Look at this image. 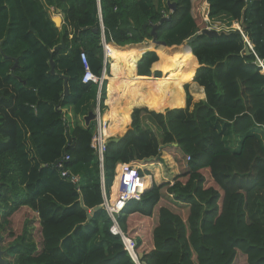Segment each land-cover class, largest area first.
Instances as JSON below:
<instances>
[{
    "label": "trees",
    "instance_id": "obj_1",
    "mask_svg": "<svg viewBox=\"0 0 264 264\" xmlns=\"http://www.w3.org/2000/svg\"><path fill=\"white\" fill-rule=\"evenodd\" d=\"M204 3L208 23H220L219 36H199L190 50L169 53L209 28ZM53 15L61 16L60 28ZM102 36L107 58L115 45H136L121 58L139 81L124 80L109 58L100 90L82 83V53L93 75L109 73ZM153 39L167 47L138 45ZM257 60L264 68V0H0V231L24 210L35 214L41 235L37 247L23 226L0 249L2 258L135 264L110 232L101 184L109 194L118 164L160 161L166 153L182 163L178 175L154 183L116 218L140 261L233 264L242 254L239 263L264 264V72ZM189 82L199 102L192 104L184 87L183 108ZM105 100L108 127L126 124L133 107L151 110L132 111L131 130L106 146L101 170L91 147L96 123L85 117L97 103L103 114ZM164 195L187 208L185 219L162 204Z\"/></svg>",
    "mask_w": 264,
    "mask_h": 264
},
{
    "label": "built area",
    "instance_id": "obj_2",
    "mask_svg": "<svg viewBox=\"0 0 264 264\" xmlns=\"http://www.w3.org/2000/svg\"><path fill=\"white\" fill-rule=\"evenodd\" d=\"M204 16V15H203ZM208 11L207 15L204 16L205 20H208ZM238 28V27H237ZM103 30V27L101 28ZM209 29V28H208ZM102 48H103V57L105 60V63L109 60L106 58L105 53V47L106 42L104 40V37L102 36ZM81 61L84 65V75L82 78V83H92L98 86L99 90L103 83V75H105V70L102 73L103 75L101 77H96L93 75L88 67V64L86 62V56L84 53L80 55ZM263 68V65L260 66ZM264 72V68H263ZM94 121L96 123V134L91 140V147L94 149V152L97 156V160L99 161L101 170L103 167V160H104V153L106 149V141L109 139V135L106 133L108 122L104 121L103 114H101V110L99 107V103H97L96 108L94 110ZM68 158H64V160H67ZM59 168H62L61 164H58ZM134 167L130 164H119L117 165V178H119V184H118V190L116 193H112L111 189L109 191V194L106 193L104 183L102 181L101 188H102V205L106 210V213L108 217L111 220V227L110 232L113 235H119L122 238V243L124 246V249L127 251L129 256L131 257L132 261L135 264H143L140 259L138 258V255L135 252V248L137 246V243L129 238H126L117 222V216L119 213L125 208V206L131 202V201H139L146 190V186L144 183V177H140L137 173V169H133ZM141 170V168H139ZM142 171V170H141ZM62 175H66V173H62ZM75 179V178H73Z\"/></svg>",
    "mask_w": 264,
    "mask_h": 264
},
{
    "label": "rangeland",
    "instance_id": "obj_3",
    "mask_svg": "<svg viewBox=\"0 0 264 264\" xmlns=\"http://www.w3.org/2000/svg\"><path fill=\"white\" fill-rule=\"evenodd\" d=\"M207 6V7H206ZM202 8H200L201 9V12H202V15H204V16H206L207 15V11H208V5L206 4V3H204L202 6H201ZM206 13V14H205ZM54 14V13H53ZM56 15H53V17H55ZM207 23V26H209V29H213V30H217V29H219L220 28V23H218V22H215L214 24H210V23H208V20H205ZM237 26L235 25V28H236ZM208 29V28H207ZM138 45H151V41H145L144 43H142V44H138ZM133 46H136V45H133ZM182 46H186L185 44H183ZM157 47V46H156ZM185 49V48H184ZM183 49V50H184ZM147 51H149V50H147ZM151 51V50H150ZM145 53V52H144ZM144 53H142L141 54V56H140V58L142 57V55L144 54ZM110 54H112V51L110 52ZM124 54H122V56H123ZM118 57V59L116 60V61H113L114 62V64L116 65V67H117V69H118V72L119 73H122V71H124V67H123V60H122V58H120L119 56H117ZM111 60H113L112 58H111ZM195 61H196V58H195ZM110 60H109V62L107 61V64H109V73L108 74H106V71H105V75H103V81L104 80H106V82L108 81V79H107V77H109L110 76ZM196 64H197V67H198V63H197V61H196ZM136 67H137V64H136ZM135 67V74L137 75V68ZM152 68V67H151ZM153 69V68H152ZM196 70H197V68H196ZM196 70H195V72H196ZM104 72V71H103ZM192 84L193 83H191V82H189L188 84L187 83H185L183 86H182V91L184 92V98H185V90H184V87H188V93L191 95V92H192V89H191V86H192ZM107 86V85H106ZM204 92V91H203ZM192 96V104H195V103H197V102H199V101H197L196 99H194V97H193V95H191ZM204 96H205V94H204ZM106 98H107V88H106ZM204 99H205V97H203ZM203 99V100H204ZM201 101V100H200ZM104 104H105V102H104ZM184 104H185V102L183 101V108H184ZM148 106L149 105H145V107L146 108H148ZM162 111L164 110H169V109H161ZM150 111V110H149ZM92 113L94 114V111H92ZM104 113H107L106 112V110H105V112ZM124 129H125V127H124ZM127 129H125L124 131H119L118 132V134L114 131V133H111V134H114V135H112L110 138H112V137H117L118 135H123L124 133H125V131H126ZM235 149H237L238 148V145L236 144L235 145V147H234ZM167 154L166 153H163L162 155H161V160L159 161H156V160H150L149 162H153L152 163V165H151V168H152V166L153 165H155L156 166V170H158V172H160V173H163L164 174V176L167 178V181L166 182H171L172 181V179L176 176V175H178V173H179V170L177 169V167H181L182 166V163L181 164H179V162H177V161H175L174 162V160L173 161H170L171 163H169V161H168V159H166L167 158ZM165 159L167 160V163H165L166 161H165ZM154 161H156V162H154ZM143 162V161H142ZM149 162H147V163H149ZM134 163H136V162H134ZM140 164H141V161L139 162ZM116 170H118L117 168H116ZM116 170H115V177L117 176V172H116ZM152 170V169H151ZM156 170H154V173L156 172ZM160 170V171H159ZM173 171L174 172H176L174 175H172V173H173ZM157 173V172H156ZM145 174V173H144ZM147 174V173H146ZM115 177H114V179H115ZM164 183V182H163ZM114 186H115V184H114ZM114 186L112 187V189H111V191H112V193H114L113 192V188H114ZM117 190H118V188H117ZM162 204L164 205V206H166V207H170L171 209H174V211L175 212H177V213H179V215L183 218V219H185L186 218V215H187V208L186 207H177L176 205H174V202L172 201V199L171 198H169L167 195H164V198H163V201H162ZM0 219H1V217H0ZM12 220H14L15 222L14 223H12L11 225H12V227L11 226H8V224L7 225H5V227H4V229L2 230V231H0V234H1V236L3 237V241H2V243L0 244V249L1 250H3V251H5V249L4 248H6L7 246V244H10V243H12L14 240H15V238L18 236V235H20L21 234V231H22V227L23 226H25L26 225V230L28 231V235H30V240H32V241H34L35 242V244L37 245V247H40V244H41V235H40V228H39V224H38V221H37V219H36V216H35V214H33V213H31L30 211H24V210H20L19 212H17L16 214H14L13 216H12V219H11V221ZM1 221V220H0ZM28 221H32V225H31V223H29ZM27 222V223H26ZM32 227V228H31ZM135 231H139L140 233V236H142L143 238L144 237H147V233L146 232H144V230L143 229H141V230H134L133 232H135ZM10 232H12L11 233V235H9L10 234ZM28 240V242H30V240L29 239H27ZM241 254V253H240ZM242 255V254H241ZM241 255H238V256H236V258H235V261H234V263L233 264H239V262H240V260L239 259H241V258H243V256H241ZM5 259L9 262V261H11V263L13 262V260L12 259H10L6 254H5Z\"/></svg>",
    "mask_w": 264,
    "mask_h": 264
},
{
    "label": "crops",
    "instance_id": "obj_4",
    "mask_svg": "<svg viewBox=\"0 0 264 264\" xmlns=\"http://www.w3.org/2000/svg\"><path fill=\"white\" fill-rule=\"evenodd\" d=\"M62 23H63V20H62ZM61 23V24H62ZM111 44H113V43H111ZM113 45H115V44H113ZM116 47H118V48H123V47H119V46H117V45H115ZM130 46H133V45H130ZM125 47H127V46H125ZM129 51V50H128ZM146 52V51H145ZM105 53H106V56H107V52H106V47H105ZM144 53V52H143ZM117 56H119L120 58H121V53H120V51H118L117 50V48L112 52V54H110L109 53V58L111 59H113V61H116L117 59H118V57ZM107 58V57H106ZM109 58H107L108 60H110ZM132 58H134V57H132ZM139 60H140V58H139ZM197 61V60H196ZM198 63V62H197ZM111 64V63H110ZM137 64V63H136ZM123 67H124V71H122V73H120V76L121 77H123V79L124 80H126V81H128V82H133V81H139L140 79H137V78H135L134 76H132V70L130 69V67H129V63H128V61L127 62H123ZM198 67H199V65H198ZM198 67H197V69H198ZM151 71L153 72V70H152V68H151ZM195 75V74H194ZM122 97H123V99L125 100V95H122ZM205 97V96H204ZM107 98H108V93H107ZM106 98V99H107ZM204 98H202V99H200V100H203ZM197 101H199V100H197ZM184 102H185V98H184ZM105 105H106V112L107 113H104L105 115H106V118H107V120H105V121H107V122H109V119H110V114H111V108H110V105H109V103L107 104V101L105 100ZM184 107H185V104H184ZM121 107L119 106L118 107V109H120ZM134 108L135 107H133V109L132 110H134ZM136 109V108H135ZM138 109H141V108H138ZM148 109H150L151 110V107H148ZM132 110L130 111V114H129V116L127 117V121H126V124H124V125H120L119 123L117 124V123H114V122H112V123H110V125H109V127H107V128H110L108 131H109V133H107L108 135H109V137H111L112 135H114V134H111V133H114V131L118 134V132L121 130V131H124L125 129H127V127L128 126H130V123H131V118H130V116H131V113H132ZM164 112V111H163ZM163 112H160V113H163ZM120 114L118 113V116H119ZM109 124V123H108ZM124 127H125V129H124ZM126 134V131H125V133L123 134V135H118V136H124ZM117 136V137H118ZM166 159H168V161H169V163H171L170 161H173L172 160V158L170 157V156H167V158ZM165 159V163H167V160ZM157 161V160H156ZM156 161H154V162H156ZM147 162H149V160H147ZM152 163L153 162H149V163H142V164H140V163H134V162H132L131 163V165L135 168H141L142 170H143V172H145V173H147V174H149V175H147L146 176V182L147 183H149L148 184V188H150L151 186H152V184L153 183H155V184H161V183H163V182H166L167 181V178L164 176V174L163 173H160V172H158V170H156L157 168H156V166L155 165H153L152 166V168H151V165H152ZM152 169V170H151ZM154 170H156V172L154 173ZM160 171V170H159ZM176 172H174L173 171V173H172V175H174ZM239 264H242V263H239Z\"/></svg>",
    "mask_w": 264,
    "mask_h": 264
},
{
    "label": "water",
    "instance_id": "obj_5",
    "mask_svg": "<svg viewBox=\"0 0 264 264\" xmlns=\"http://www.w3.org/2000/svg\"><path fill=\"white\" fill-rule=\"evenodd\" d=\"M167 4H168L170 10L173 12V11L175 10V8H176L175 4H174V3H170V2H167ZM167 19H168V18H167ZM52 21H53V23L55 24V26H56L57 28H60V27H61L62 18H61L60 15H56L55 17L52 16ZM163 21H164V20H161L160 23H163ZM160 23H159V24H160ZM157 27H158V25L153 27V29H152V31H151V35H154V34H155V30L157 29ZM94 31H96V30H94ZM199 36H206V37H208V38H212V37H217V36H219V33H218V31L213 30V29H207V28H205V29L201 30L200 33H198V34L192 36L191 38H189L188 40H186V41L184 42V44L186 45V47H187L189 50H190V46H189V45L192 44V43L195 41V39H196L197 37H199ZM151 43L154 44L155 46H163V47H167L166 44H165L164 42L157 41L156 39H153V40L151 41ZM62 47H63V45H60V46L56 47V48L54 49V51H58V50L61 49ZM174 47H176V46H174ZM249 48L251 49L250 46H249ZM245 53H246L247 55H249V54H250L249 49H246V52H245ZM50 64H51V71H50V72H51V74H54V64H53V61H50ZM256 64H257L258 66H262V63H261L259 60L256 61ZM64 93H65V94L67 93V84H66V82L64 83ZM135 108H145V107H135ZM135 108H134V109H135ZM132 111H133V110H132ZM94 117H95V116H94V114H93L92 112H91L87 117H85L86 124H89L90 121L94 120ZM129 130H131V126H128V127H127L126 132H128ZM122 138H123V136H118V137H112V138H109V139L106 141V146H107L108 144H110V143H116V142L120 141ZM149 161H150V160H149ZM81 203H82V201H81ZM100 209H101V207H98V208H96V209H93V210H91V211H88V212H87V219H88V221L91 220V218H92V216L94 215L95 211L100 210ZM138 258H139V259H142V255L139 254V255H138ZM142 263H143V264H146L145 262H142ZM0 264H7V262L2 258V251H1V250H0Z\"/></svg>",
    "mask_w": 264,
    "mask_h": 264
},
{
    "label": "bare ground",
    "instance_id": "obj_6",
    "mask_svg": "<svg viewBox=\"0 0 264 264\" xmlns=\"http://www.w3.org/2000/svg\"><path fill=\"white\" fill-rule=\"evenodd\" d=\"M207 7V6H206ZM206 14V13H205ZM132 48V46H127V47H124V48H117L118 51H120L121 55L126 53L128 50H130ZM185 48V46H177V47H170V48H167V50L169 51V53H173L174 51L176 50H183ZM104 118V116H103ZM105 121V120H104ZM108 131V130H107ZM136 168V167H135ZM149 183H146L147 187ZM117 188H118V182L115 183V186L113 188V192L116 193L117 191Z\"/></svg>",
    "mask_w": 264,
    "mask_h": 264
},
{
    "label": "clouds",
    "instance_id": "obj_7",
    "mask_svg": "<svg viewBox=\"0 0 264 264\" xmlns=\"http://www.w3.org/2000/svg\"><path fill=\"white\" fill-rule=\"evenodd\" d=\"M236 28H237V27H236ZM98 89H99V88H98ZM103 116H104V113H103ZM109 138H110V137H109ZM143 162H144V163H147V160H143ZM143 162L141 161V164H142ZM136 163H139V162H136ZM129 164L131 165V163H129ZM118 165H119V164H118ZM116 168H117V167H116ZM133 169L135 170V168H133ZM141 170H142V169H141ZM141 170L138 168V169H137V173H138V175H139L141 178L144 177V183H145V186H146V190H145V191H147L148 189H150V188L152 187V186H151L150 188H148L147 185H146L147 182H146V179H145V178H146V176L149 175V174H146L145 172H143V170H142V171H141ZM140 173H141V174H140ZM144 173H145V174H144ZM116 182H118V184H119V178H117V176L115 177V179H114V181H113L112 187L114 186V184H115ZM153 184H154V183H153ZM153 184H152V185H153ZM112 187H111V188H112ZM111 188H110V189H111ZM145 191H144V192H145ZM143 194H144V193H143ZM141 262H142V261H141Z\"/></svg>",
    "mask_w": 264,
    "mask_h": 264
}]
</instances>
